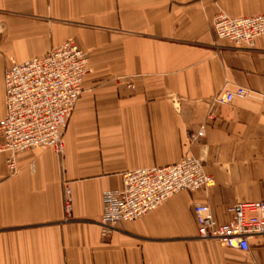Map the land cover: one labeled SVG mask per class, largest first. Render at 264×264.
<instances>
[{
	"label": "crops",
	"instance_id": "0c3cea01",
	"mask_svg": "<svg viewBox=\"0 0 264 264\" xmlns=\"http://www.w3.org/2000/svg\"><path fill=\"white\" fill-rule=\"evenodd\" d=\"M220 12L261 15L264 0H0V121L6 70L68 40L88 57L63 157L31 149L12 173L0 152V264H264L258 238L248 252L202 240L192 213L207 205L226 224L234 204L264 200V36L252 48L217 39ZM235 87L250 96L211 106ZM188 149L214 185L175 194L102 238L103 193L119 190L123 173L175 164Z\"/></svg>",
	"mask_w": 264,
	"mask_h": 264
},
{
	"label": "built area",
	"instance_id": "2783aa9c",
	"mask_svg": "<svg viewBox=\"0 0 264 264\" xmlns=\"http://www.w3.org/2000/svg\"><path fill=\"white\" fill-rule=\"evenodd\" d=\"M211 29L217 39L252 48L255 40L264 36V14L231 18L220 12ZM87 65V54L68 40L44 56L6 70V113L0 121V152L7 154L6 167L12 173L16 172V156L31 149L50 148L63 157L65 127L82 94ZM126 85L134 89L131 78ZM250 94L243 87L223 89L210 104L227 105ZM208 119L212 117L209 115ZM205 131L206 123H202L190 133L189 149L205 136ZM189 149L175 164L123 173L121 188L103 193L98 222L102 238L110 236L121 222L138 220L175 194L207 192L214 185L202 161ZM192 213L198 238L202 240H214L224 248L240 252L249 251L252 238H258L264 245V200L234 204L226 224H217L207 205L193 206Z\"/></svg>",
	"mask_w": 264,
	"mask_h": 264
}]
</instances>
